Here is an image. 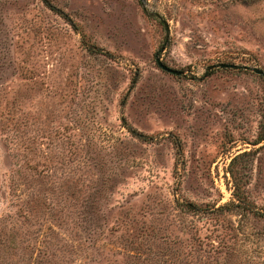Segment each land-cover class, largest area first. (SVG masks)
Returning <instances> with one entry per match:
<instances>
[{
	"label": "rangeland",
	"instance_id": "obj_1",
	"mask_svg": "<svg viewBox=\"0 0 264 264\" xmlns=\"http://www.w3.org/2000/svg\"><path fill=\"white\" fill-rule=\"evenodd\" d=\"M253 68L264 0H0V264H264Z\"/></svg>",
	"mask_w": 264,
	"mask_h": 264
},
{
	"label": "water",
	"instance_id": "obj_2",
	"mask_svg": "<svg viewBox=\"0 0 264 264\" xmlns=\"http://www.w3.org/2000/svg\"><path fill=\"white\" fill-rule=\"evenodd\" d=\"M156 63L158 65V67L162 70H164L165 72H169V73H172V74H175V75H180L183 73V70L181 69H177V68H172L168 65H166L165 63L162 62V60L157 57L156 58ZM233 64L231 63H225V62H221V63H218V64H215V65H210L208 66V68H212V67H232ZM253 71L254 72H257V73H264L260 68H253Z\"/></svg>",
	"mask_w": 264,
	"mask_h": 264
},
{
	"label": "trees",
	"instance_id": "obj_3",
	"mask_svg": "<svg viewBox=\"0 0 264 264\" xmlns=\"http://www.w3.org/2000/svg\"><path fill=\"white\" fill-rule=\"evenodd\" d=\"M140 135V134H139ZM234 196L236 198V200H240L241 201V198L238 194L234 193ZM234 206H236V204L234 202H231Z\"/></svg>",
	"mask_w": 264,
	"mask_h": 264
}]
</instances>
